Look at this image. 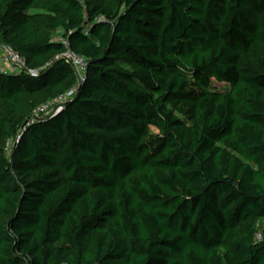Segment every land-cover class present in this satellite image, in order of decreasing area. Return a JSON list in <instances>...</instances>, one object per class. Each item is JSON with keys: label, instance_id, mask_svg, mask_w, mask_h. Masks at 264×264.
Instances as JSON below:
<instances>
[{"label": "trees", "instance_id": "16d2710c", "mask_svg": "<svg viewBox=\"0 0 264 264\" xmlns=\"http://www.w3.org/2000/svg\"><path fill=\"white\" fill-rule=\"evenodd\" d=\"M0 44V264H264V0H0Z\"/></svg>", "mask_w": 264, "mask_h": 264}, {"label": "built area", "instance_id": "2783aa9c", "mask_svg": "<svg viewBox=\"0 0 264 264\" xmlns=\"http://www.w3.org/2000/svg\"><path fill=\"white\" fill-rule=\"evenodd\" d=\"M61 41H63L68 46V41H66L62 36L58 37ZM71 63L73 64L76 73L82 78L87 71V59L84 56H81L71 49H68L64 54ZM28 71L33 76L38 75V71L34 69H29L26 60L11 46L6 44H0V73H15ZM74 94V90L69 91L66 95L60 97L57 101L61 102L64 99L72 96ZM62 107H58V110H61ZM49 109V105H44L38 109V113L47 112ZM256 238L258 240L262 239L261 231H258L256 234Z\"/></svg>", "mask_w": 264, "mask_h": 264}, {"label": "rangeland", "instance_id": "374dc122", "mask_svg": "<svg viewBox=\"0 0 264 264\" xmlns=\"http://www.w3.org/2000/svg\"><path fill=\"white\" fill-rule=\"evenodd\" d=\"M60 34V33H59ZM217 87L220 88V89H225L227 88V84L225 83H222V84H217ZM12 151V143H9V147H8V151L7 153H10Z\"/></svg>", "mask_w": 264, "mask_h": 264}]
</instances>
